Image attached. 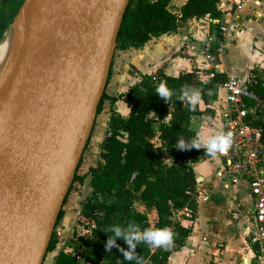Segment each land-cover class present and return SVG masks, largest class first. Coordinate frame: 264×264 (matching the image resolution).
<instances>
[{"label": "water", "instance_id": "1", "mask_svg": "<svg viewBox=\"0 0 264 264\" xmlns=\"http://www.w3.org/2000/svg\"><path fill=\"white\" fill-rule=\"evenodd\" d=\"M130 0H24L0 106V264H42Z\"/></svg>", "mask_w": 264, "mask_h": 264}, {"label": "trees", "instance_id": "2", "mask_svg": "<svg viewBox=\"0 0 264 264\" xmlns=\"http://www.w3.org/2000/svg\"><path fill=\"white\" fill-rule=\"evenodd\" d=\"M169 1L130 0L117 35L116 48L141 46L152 37L175 31L190 18L208 15L217 19L221 15L218 8L220 0H187L179 15L168 10ZM222 40L218 29L214 47ZM252 73L256 83L253 87L262 92L264 70ZM225 79L223 73H217L209 85L199 87L197 69L176 76L159 72L143 77L128 89L125 96L130 102V111L126 117L111 113L100 143L101 162L89 167L82 175H77V168L74 175L73 182L79 183L86 176L90 177V194L82 201L76 217L77 224L89 228L91 233L90 238L77 237L84 264H135L125 260L117 247L109 252L105 250L107 236L112 235L107 228L114 224L125 225L131 221L141 230L167 227L172 231V244L154 254L150 253L149 245L137 244L135 252L141 263L151 258L156 264H166L170 251L183 245L191 228L184 222L191 223L197 209L198 179L192 164L199 157L210 155L202 147L176 149V141L181 137L186 141L195 138L197 134L191 127V118L201 114L212 117L214 110L206 107L201 111L198 104L190 108L189 102L182 98L181 89L199 90L200 100L210 104ZM162 82L174 93L168 103L156 94ZM104 98L105 93L97 107V114ZM139 207L144 210L140 211ZM181 210L188 215H183L180 220L173 219V212ZM61 214L62 209L59 217ZM58 242L53 233L45 256L54 252V264H79L69 251L57 248ZM116 243L124 249L128 248L121 239H117Z\"/></svg>", "mask_w": 264, "mask_h": 264}, {"label": "crops", "instance_id": "3", "mask_svg": "<svg viewBox=\"0 0 264 264\" xmlns=\"http://www.w3.org/2000/svg\"><path fill=\"white\" fill-rule=\"evenodd\" d=\"M186 1L170 0L167 8L171 13L179 15L181 7ZM234 1L220 0L218 8L221 15L217 19H212L208 15L201 18H190L175 31L152 37L141 46L126 49L117 48L113 53L104 90L106 98L98 112L101 115V121L98 123L99 130L105 134L111 113L122 117L128 115L130 102L125 94L143 77L159 72L176 76L179 73L198 70L202 67L205 61L203 47L209 38L216 39L220 25L226 26L227 31L217 58L216 74L223 73L226 78L240 79V77H244L243 79H245L253 74L252 72L262 73L264 70V0H245L242 8L238 10L234 8ZM23 2L24 0H1L0 39L12 23ZM223 96V92L219 91L210 104H205L202 100L199 101L198 107L201 111L206 107L214 110L212 117L216 118L218 127L213 131L201 133L195 123L196 118L201 120L212 117L203 114L195 115L191 118V127L197 136L202 135L207 138L221 132L220 114L225 106ZM113 98L114 100H112ZM98 114L95 120H97ZM208 159L218 161L213 155L201 156L197 162L192 164L198 179L196 215L191 223L184 222L185 225H190V233L185 238L183 245L170 251L166 264H253L256 262L255 247L250 245L246 239L248 228L246 209L250 202L243 188L237 185L226 187L232 191L231 203L233 206L228 208L227 213L225 212L227 217L222 216L225 219H215L209 209L200 204L202 193L219 187L212 186L219 163L213 169L211 177L200 166L202 161ZM86 177L89 182V175ZM78 207L65 213L64 224L74 223L76 228L81 227L80 224H75L72 220L80 213L81 202ZM139 210L143 211L144 208L139 207ZM181 213H177L176 220L182 218ZM71 216H73L72 219ZM72 250L81 251L78 243L76 247H69L70 253Z\"/></svg>", "mask_w": 264, "mask_h": 264}, {"label": "built area", "instance_id": "4", "mask_svg": "<svg viewBox=\"0 0 264 264\" xmlns=\"http://www.w3.org/2000/svg\"><path fill=\"white\" fill-rule=\"evenodd\" d=\"M245 0H235L234 8H242ZM1 4V0H0ZM227 28L219 26L222 39ZM215 39L209 38L203 47L205 61L198 69L199 87L209 85L216 77L217 58L221 52V43L214 47ZM255 75L245 79L227 77L218 86V92H223L225 106L220 114V131L232 134V144L227 150L217 152L214 157L219 161L215 171L212 186H241L249 198L246 209L248 228L247 242L254 246L256 262L264 264V82L262 92L255 89ZM188 215L183 210L173 212L172 218L177 219V213ZM180 219V218H179ZM78 236L90 238L89 228L81 225ZM80 229V228H79ZM166 247L149 245L151 254ZM79 264H84L81 251L72 250ZM141 264H156L147 258Z\"/></svg>", "mask_w": 264, "mask_h": 264}, {"label": "rangeland", "instance_id": "5", "mask_svg": "<svg viewBox=\"0 0 264 264\" xmlns=\"http://www.w3.org/2000/svg\"><path fill=\"white\" fill-rule=\"evenodd\" d=\"M117 48L115 46L114 52L116 51ZM226 54H229V52H226ZM243 78L244 77H240V79H243ZM98 115L99 116L97 117V120H95V123H94V127L91 133V136H90V140L83 152V155H82V158H81L78 170H77V175H82L86 173L89 167L95 166L101 162L100 157H99V151H100V143H101V140L104 134L99 130L98 123L101 121V115L100 114ZM212 118H202L201 120L196 118L195 123L198 125V129L201 130V133L213 131L215 130V128L218 127L216 118H213V119ZM218 163L219 162L216 159H208V160L202 161L200 166L203 169H205L206 173L209 175V177H211L212 171L213 169L217 167ZM228 188H224L220 186L214 187L213 190L201 194L200 204L202 206L207 207L210 213L213 215V217L217 220L225 219L222 216L225 215V217H227L225 212L227 213L228 208L233 206V204L231 203L232 191L231 189H228ZM89 194H90L89 182H88L87 177L83 180L82 183H79V182L72 183L70 190L67 194L65 204L62 207L63 208L62 214L58 218L57 223L53 230L54 235H56L59 239V242L57 245L58 249L62 247L64 248L65 251H69V247L77 246L78 242L76 239L78 237V232L80 233L81 231H83L81 230L82 227H79L80 229L78 227L76 228V226H74V223L71 225L64 224L66 220L63 219V217H65V213L67 211H70L75 208H79L78 206L80 202L82 203V201L86 197H88ZM73 216H71V219ZM72 220H74L75 224L77 223L76 218H73ZM53 253L54 252L48 253L44 257L42 264H54L52 262Z\"/></svg>", "mask_w": 264, "mask_h": 264}, {"label": "clouds", "instance_id": "6", "mask_svg": "<svg viewBox=\"0 0 264 264\" xmlns=\"http://www.w3.org/2000/svg\"><path fill=\"white\" fill-rule=\"evenodd\" d=\"M156 94L168 103L174 93L170 90L165 83H161L157 89ZM182 98L189 102L190 108H195L201 99V93L197 89L184 87L181 89ZM232 144V134L230 132H217L214 135L204 138L198 135L195 138L186 141L183 137L178 138L176 141V149L189 150L192 148L201 149L204 147L207 154L215 155L219 151L227 150ZM108 232L112 235L107 236L104 248L107 252L111 251L113 247L119 248L123 254V258L127 261H133L135 264H141L140 258L135 252L137 244H146L154 247H168L173 242L172 231L165 227L162 229L141 228L134 222H128L125 225L114 224L107 228ZM117 239L123 240L128 248L120 247L116 241Z\"/></svg>", "mask_w": 264, "mask_h": 264}, {"label": "bare ground", "instance_id": "7", "mask_svg": "<svg viewBox=\"0 0 264 264\" xmlns=\"http://www.w3.org/2000/svg\"><path fill=\"white\" fill-rule=\"evenodd\" d=\"M21 27L22 16L18 15L0 39V106L9 79Z\"/></svg>", "mask_w": 264, "mask_h": 264}]
</instances>
